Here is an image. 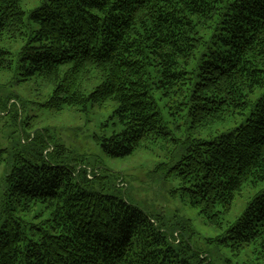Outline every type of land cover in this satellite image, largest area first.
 Instances as JSON below:
<instances>
[{
  "label": "trees",
  "instance_id": "trees-1",
  "mask_svg": "<svg viewBox=\"0 0 264 264\" xmlns=\"http://www.w3.org/2000/svg\"><path fill=\"white\" fill-rule=\"evenodd\" d=\"M5 41L24 43L18 63L51 87L49 110L96 112L108 157L166 142L173 195L221 234L201 249L189 222L131 204L98 163H64L44 131L0 185V264H216L251 250L264 264V0H0L2 68Z\"/></svg>",
  "mask_w": 264,
  "mask_h": 264
},
{
  "label": "rangeland",
  "instance_id": "rangeland-1",
  "mask_svg": "<svg viewBox=\"0 0 264 264\" xmlns=\"http://www.w3.org/2000/svg\"><path fill=\"white\" fill-rule=\"evenodd\" d=\"M27 6H24L25 10H28ZM23 44L8 41L2 44L4 49L11 52L12 64L5 68L0 67V153L3 156L0 166V185L13 169L19 153H31L30 150L34 146L32 141L36 133L45 131L53 145L60 144L67 149L65 155L61 157L64 163L81 156L87 159L89 165L94 166L98 163L103 169L115 174L113 182L119 178L120 181L117 183L124 190V196L131 204L144 209L149 214L162 217L167 226L189 222L196 232L195 239L198 246L213 252L214 247L208 240L220 235L221 230L209 225L198 214V210L182 198L179 192L177 196L173 195L174 191L179 189L180 183L167 175V169L160 168L162 163L167 162L171 166L177 161V159L175 161L166 159L169 151L165 147L166 142L141 150L126 159H112L105 155L100 143L95 139L97 135H102L103 120L94 110L88 112L67 110L60 114L49 110L45 104L52 91L51 87L39 77H25L18 63ZM27 124L30 127H27ZM169 126L175 128L173 122ZM184 131L186 132V128ZM177 132V136H180V132ZM106 134L111 135V130L106 129ZM196 138L209 141L211 134L200 133ZM49 148L52 150L51 146ZM24 156L31 158L30 155L24 154ZM88 177H92L91 171ZM253 193L254 190L249 189L243 192L236 202L229 221L240 214L237 208H244ZM219 257L239 260L241 263L250 259L252 264L256 255L251 250L250 258L246 256L234 259L231 254L224 251L220 256L214 255L216 264H223Z\"/></svg>",
  "mask_w": 264,
  "mask_h": 264
}]
</instances>
